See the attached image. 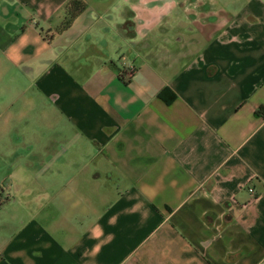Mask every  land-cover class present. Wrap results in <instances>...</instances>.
Listing matches in <instances>:
<instances>
[{
  "label": "crops",
  "instance_id": "crops-1",
  "mask_svg": "<svg viewBox=\"0 0 264 264\" xmlns=\"http://www.w3.org/2000/svg\"><path fill=\"white\" fill-rule=\"evenodd\" d=\"M69 1L0 0V264H264V0Z\"/></svg>",
  "mask_w": 264,
  "mask_h": 264
},
{
  "label": "trees",
  "instance_id": "trees-1",
  "mask_svg": "<svg viewBox=\"0 0 264 264\" xmlns=\"http://www.w3.org/2000/svg\"><path fill=\"white\" fill-rule=\"evenodd\" d=\"M85 7L82 0H70L67 4V17L62 25L65 27L71 23L73 18Z\"/></svg>",
  "mask_w": 264,
  "mask_h": 264
},
{
  "label": "built area",
  "instance_id": "built-area-1",
  "mask_svg": "<svg viewBox=\"0 0 264 264\" xmlns=\"http://www.w3.org/2000/svg\"><path fill=\"white\" fill-rule=\"evenodd\" d=\"M250 190H251V191H254V189H253L252 187L250 188Z\"/></svg>",
  "mask_w": 264,
  "mask_h": 264
}]
</instances>
